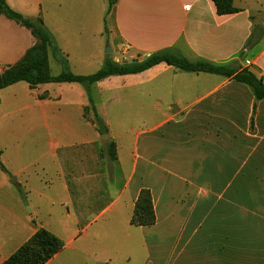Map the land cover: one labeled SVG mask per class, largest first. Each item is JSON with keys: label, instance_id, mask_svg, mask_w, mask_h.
<instances>
[{"label": "crops", "instance_id": "obj_1", "mask_svg": "<svg viewBox=\"0 0 264 264\" xmlns=\"http://www.w3.org/2000/svg\"><path fill=\"white\" fill-rule=\"evenodd\" d=\"M6 1L44 20L76 75L174 50L264 80V0H234L229 15L211 0ZM38 43L0 14V74ZM49 68L62 72L52 53ZM91 96L72 82L0 90V264L40 229L63 243L46 264H264V99L167 63ZM143 191L151 226L133 223Z\"/></svg>", "mask_w": 264, "mask_h": 264}, {"label": "trees", "instance_id": "obj_2", "mask_svg": "<svg viewBox=\"0 0 264 264\" xmlns=\"http://www.w3.org/2000/svg\"><path fill=\"white\" fill-rule=\"evenodd\" d=\"M215 3L220 15H229L239 12L234 6V0H211ZM112 6V2H111ZM0 14L32 30L39 39V43L31 48L24 58L15 66L9 67L0 74V90L19 82H26L31 87H37L47 83H79L89 91L90 101L92 86L110 76L136 74L143 72L157 64L167 63L187 72H204L225 77H234L239 83L248 85L258 100L264 99V80L248 69L238 70L229 66H217L206 61L191 62L174 50H165L152 54L141 63L120 64L111 58H107L103 68L92 75H76L69 66L57 46L51 32L45 26L41 17H28L13 8L6 0H0ZM252 40H249L251 44ZM52 53L56 61L61 65L62 72L53 76L49 68V54ZM95 115V122L100 134H108V128L98 115L95 107L91 105ZM111 160H116V147L112 143L109 146ZM0 168L5 167L0 161ZM133 223L139 226H151L155 223L152 196L149 191H143L139 197ZM63 249V243L51 232L40 229L25 243L15 254L3 264H46Z\"/></svg>", "mask_w": 264, "mask_h": 264}, {"label": "water", "instance_id": "obj_3", "mask_svg": "<svg viewBox=\"0 0 264 264\" xmlns=\"http://www.w3.org/2000/svg\"><path fill=\"white\" fill-rule=\"evenodd\" d=\"M106 53H107L108 55H111V56H112V55L114 54V50L108 45V51H107ZM148 57H149V56H148ZM148 57H146V58H144V59H141V60H139V59L130 60V61H128V64L141 63V62L145 61ZM115 61L119 62L120 59H119V58H116ZM102 137H103V139H107V138H108V135L105 134V135H102Z\"/></svg>", "mask_w": 264, "mask_h": 264}, {"label": "rangeland", "instance_id": "obj_4", "mask_svg": "<svg viewBox=\"0 0 264 264\" xmlns=\"http://www.w3.org/2000/svg\"><path fill=\"white\" fill-rule=\"evenodd\" d=\"M115 1V0H113ZM108 45L111 47V45L109 44L108 41L105 42V53L108 51ZM120 54H122V50L119 52ZM55 70V69H54Z\"/></svg>", "mask_w": 264, "mask_h": 264}, {"label": "built area", "instance_id": "obj_5", "mask_svg": "<svg viewBox=\"0 0 264 264\" xmlns=\"http://www.w3.org/2000/svg\"><path fill=\"white\" fill-rule=\"evenodd\" d=\"M128 49H129V48H128V47H126V49H125V50L127 51Z\"/></svg>", "mask_w": 264, "mask_h": 264}]
</instances>
